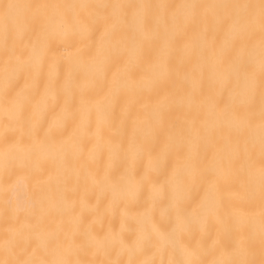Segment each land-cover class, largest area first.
Returning a JSON list of instances; mask_svg holds the SVG:
<instances>
[{
    "label": "snow or ice",
    "instance_id": "6c2138e0",
    "mask_svg": "<svg viewBox=\"0 0 264 264\" xmlns=\"http://www.w3.org/2000/svg\"><path fill=\"white\" fill-rule=\"evenodd\" d=\"M179 9L185 10L183 17L178 15ZM201 10L205 16L209 12L213 14L215 25L223 29L224 35L219 53L215 39L204 45L213 56L218 57V64L210 72L211 84L216 90V95L212 97L213 106L222 112H243L240 118L229 120L230 126L243 129L248 134V163L236 174L243 175L246 187L253 191L258 177L259 191L264 202V0L180 5L126 3L122 0H98L95 3L0 0V48L9 56L4 72L10 85L6 87L4 102L0 103V112L4 113L8 121L4 125L7 146L0 151V166L11 172L18 161L30 159V151L21 146L24 137L26 135L29 141L35 143L40 140L42 131L39 119L34 114L25 116L24 106L29 102L30 96L25 90L16 91L9 77L18 79L20 74H25L26 78L35 79L41 75L47 62L49 74L57 75L56 83L60 91L73 95L74 65L87 61L101 75H106L115 67L113 85L123 78L131 88H147L157 94L166 93L173 77L171 56L162 57L153 49L146 50L144 41L157 40L166 46L165 37L171 29H175L178 35L187 36L188 29L191 28L192 34L197 35L202 23ZM84 41L88 43L81 49L78 45ZM61 48L68 53L67 57L57 55ZM195 51V48L185 44L187 56L194 55ZM64 61L67 62V67L63 72V83H60V66ZM241 78L244 87L238 93L234 83ZM237 95L241 96L238 102ZM163 98L169 99L167 95ZM81 104L82 107H87L83 99ZM110 109L109 102L102 111L106 115ZM97 111L101 112L99 106ZM154 117L155 134H166L168 144L177 148L183 146L185 141L182 135L174 134V125L169 126L166 121L164 105H157ZM62 127L61 119L43 130L44 139L41 143L50 139L54 128L59 130ZM18 131L21 133L19 140L15 138ZM9 132L13 135L9 136ZM257 134L259 167L251 155ZM168 144L161 154L155 156L148 150L147 165L141 175L135 171L134 165L136 159L144 155L145 147L134 128L129 149L124 150L121 144L109 145L108 151L113 163L106 166L102 174L97 173L91 178L94 187L102 195L109 197L110 205L120 201H135L145 186H148L150 203L145 208L142 219L134 221L135 228L132 232L135 241L132 244H126L118 233L109 231L101 235L95 232L92 224L85 222L84 213L88 211L95 214L97 206L90 205L86 197L82 196L79 201L73 200L68 209L73 216L74 226L71 232L64 234L63 240L54 231H30L28 235L15 232L10 239L3 242L4 258H0V264H95L94 261L73 259L72 256L74 253H86L89 248L109 255L117 245L119 252L127 250L129 253L126 264H157L154 260L137 262L132 258L134 253L149 247L155 248L161 254H168V260L161 259L159 264H264V212L259 234L258 259L254 239L246 244H237L235 249L226 253L230 258L211 262L201 259L206 250L202 242L194 241L191 237L197 231L204 232L207 219L199 217L195 210H189L190 205L186 203L187 192L197 182H204L209 190H214L222 178L233 173L222 161L217 162L212 169L202 168L189 152L185 156L186 171L181 173L174 169L167 185L160 184L153 178L152 173L159 171L166 159ZM133 145L139 146V152L130 154ZM116 159L126 166L123 172L115 166ZM166 188L170 195L166 194ZM9 192L12 193V199H6L4 203L12 204L14 199L19 204L22 195L15 191L14 185L3 190L5 196ZM165 199L168 203L161 206L157 219L153 211L155 204L158 200ZM25 203L32 206L30 200ZM207 215L214 216L215 211L209 210ZM126 227V221L122 222L121 232ZM18 246L19 252L16 250ZM20 253L27 254L21 258ZM99 264L125 262L119 259L101 260Z\"/></svg>",
    "mask_w": 264,
    "mask_h": 264
},
{
    "label": "bare ground",
    "instance_id": "6f19581e",
    "mask_svg": "<svg viewBox=\"0 0 264 264\" xmlns=\"http://www.w3.org/2000/svg\"><path fill=\"white\" fill-rule=\"evenodd\" d=\"M7 2V0H2ZM42 3H95L98 0H30ZM116 2V0H112ZM126 3H168L180 4H219L233 0H122ZM243 2V0H241ZM178 15L183 17L186 12L179 9ZM202 23L193 35L188 29V35H178L175 29L169 30L165 39L166 46L160 41H144V48L155 50L156 54L171 56L173 77L169 81L166 93L157 94L147 88H131L122 78L113 85V67L106 75L98 74L86 61L74 65L75 87L73 95L60 91L56 83V73L49 74L47 62L41 75L35 79L26 78L20 74L18 79L9 77L16 91L25 90L30 100L24 106L25 116L34 114L42 126L40 140L32 143L25 135L22 147L30 151V159L17 162L11 172L0 166V258H4L3 242L10 239L15 232L28 235L30 231L56 232L60 239L71 232L74 221L68 210L72 201L86 197L90 205L97 206L95 214L85 211L86 223H91L94 231L103 235L106 232L121 234L125 243L130 245L135 241L132 229L134 221L142 219L145 208L149 205L150 192L145 186L139 198L135 201H120L110 205L109 197L102 195L92 184L91 178L97 173H103L106 166L113 163L108 146L123 145L129 149V140L135 128L137 136L143 141L145 152L135 161V171L143 174L147 165V152L155 156L164 151L168 144L166 134L157 136L154 127V110L157 105H164L165 117L169 126H173L174 134L182 135L185 143L177 148L168 144L166 159L163 160L159 171L153 172V178L160 184L167 185L169 176L175 169L186 171L185 156L189 152L200 167L212 169L217 162L222 161L232 170L222 178L214 190H209L204 182H197L187 192L189 210L207 219L203 233L197 231L191 237L194 241L202 242L205 253L201 259L206 261L230 258L226 253L231 252L237 244L255 240L256 258H259V234L262 224V202L259 191V180L256 179L255 190L246 187L245 177L237 175L248 163L246 142L248 134L243 129L230 126V119H238L242 111L214 108L212 97L216 90L211 84L210 72L218 64V57L204 48L205 43L216 40L217 53L224 39L223 29L214 23L211 12L206 16L201 10ZM98 38V36H97ZM258 41V36H257ZM87 41L78 45L85 48ZM195 48V54H185V44ZM58 56L67 57L68 53L61 48ZM257 78L259 53L256 52ZM9 56L0 48V103L5 100L6 81L4 67ZM67 67L64 61L60 66V83H63V72ZM221 67H224L221 65ZM158 72V70H157ZM155 73L153 74V76ZM234 87L241 93L244 87L243 79L235 81ZM167 95L169 99L163 97ZM82 99L87 107H82ZM241 96L237 95V102ZM258 100V97H257ZM111 103V109L105 115L103 109ZM97 106L101 112L97 111ZM147 106V107H144ZM223 108V105H221ZM88 109H91L90 111ZM258 112V104H257ZM63 127L53 129L50 139H44V131L59 120ZM7 117L0 112V151L6 148L4 140ZM97 132L99 134L97 135ZM9 136L13 134L8 133ZM20 139L21 133H15ZM139 146L133 145L132 153H138ZM252 158L259 167V137H255V148L251 150ZM121 172L125 165L118 159L114 161ZM87 178V179H86ZM139 178L138 176L136 177ZM14 185L15 191L21 193L19 204L13 199L12 204H5L6 199H12V193L7 196L3 190ZM168 193L167 188L165 189ZM31 201L29 207L25 201ZM168 200H158L154 207V216L159 219L160 208ZM214 210L215 215H207ZM79 211V209H77ZM127 223L121 232L122 222ZM19 240V237L17 238ZM79 239V237H78ZM67 243V241H65ZM20 251V246L17 247ZM31 248L28 249V252ZM119 246L113 248L109 255L97 253L89 248L86 253L73 254L72 258L94 261L117 260L125 262L129 259L127 250L119 252ZM27 253H20L21 258ZM132 258L137 262L154 260L159 264L161 259L168 260V254H161L155 248H145L136 252Z\"/></svg>",
    "mask_w": 264,
    "mask_h": 264
}]
</instances>
